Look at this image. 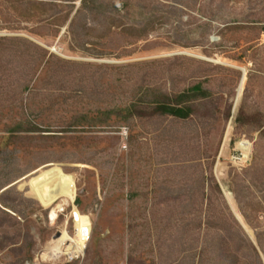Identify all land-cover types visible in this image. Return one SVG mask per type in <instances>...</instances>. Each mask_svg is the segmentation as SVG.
<instances>
[{"label": "rangeland", "instance_id": "374dc122", "mask_svg": "<svg viewBox=\"0 0 264 264\" xmlns=\"http://www.w3.org/2000/svg\"><path fill=\"white\" fill-rule=\"evenodd\" d=\"M179 1L0 0V264L73 233L14 183L47 163L91 225L55 264H264V0ZM195 84L186 119L142 102Z\"/></svg>", "mask_w": 264, "mask_h": 264}, {"label": "bare ground", "instance_id": "6f19581e", "mask_svg": "<svg viewBox=\"0 0 264 264\" xmlns=\"http://www.w3.org/2000/svg\"><path fill=\"white\" fill-rule=\"evenodd\" d=\"M242 82L243 79L238 88V92L241 90ZM249 146L250 144L247 141L237 143V147L242 151L243 158L248 157ZM14 183H18L20 188L27 187L28 194L40 206L49 209L48 220L50 223L68 206H72V213L77 219H81V213L73 203L76 191L73 176L65 173L57 164L47 163L41 165ZM70 239L71 236H69L67 230L63 227L60 229L59 235L50 242V245L61 244L63 241ZM78 243L80 244L79 248L82 250L84 244L79 240ZM34 264H37V262H34Z\"/></svg>", "mask_w": 264, "mask_h": 264}, {"label": "trees", "instance_id": "16d2710c", "mask_svg": "<svg viewBox=\"0 0 264 264\" xmlns=\"http://www.w3.org/2000/svg\"><path fill=\"white\" fill-rule=\"evenodd\" d=\"M86 0H81V4L85 5ZM173 3L175 4H183L180 3L179 0H173ZM130 3H126V6H129ZM155 8L159 6V4L154 5ZM86 8V6H85ZM115 9V8H114ZM168 9H170V12H178L181 11V8L177 7L176 5H170L168 6ZM116 10V9H115ZM152 11V10H151ZM151 15L146 17V19L150 18ZM264 30V25H263ZM52 54H49V57H51ZM212 95L211 91L203 88L200 84H195L187 89H184L183 91L177 93V94H169V93H158L154 95L151 99H143L142 102L147 104H152V110L151 112L153 114H160V115H169L176 117L178 119H186L188 118L192 112H193V101L196 99H206ZM130 108V107H129ZM136 112L137 114L141 113L138 109H136L135 105H131V109L128 110V114H132ZM244 114V111L239 108L237 116L235 117V121L241 120V115ZM229 116V110L226 112V117ZM260 120V124L258 128L260 129V132L264 130V121ZM247 239V238H246ZM248 245L250 246L251 250L257 255V247H259L260 250H262V243L260 239L257 237L256 245H253L250 241H248Z\"/></svg>", "mask_w": 264, "mask_h": 264}, {"label": "built area", "instance_id": "2783aa9c", "mask_svg": "<svg viewBox=\"0 0 264 264\" xmlns=\"http://www.w3.org/2000/svg\"><path fill=\"white\" fill-rule=\"evenodd\" d=\"M68 220L71 221L73 228L72 235H69L71 236V239L68 241H63L61 244L49 245L44 253H42L39 258L34 260V262H37V264H55L61 262L67 263L77 260L83 256L86 243L89 240L91 234V225L89 219L83 214H81V219H77L71 210L68 215L67 221ZM78 240L84 244L82 250L79 248L80 244L78 243Z\"/></svg>", "mask_w": 264, "mask_h": 264}, {"label": "water", "instance_id": "95a60500", "mask_svg": "<svg viewBox=\"0 0 264 264\" xmlns=\"http://www.w3.org/2000/svg\"><path fill=\"white\" fill-rule=\"evenodd\" d=\"M243 71V70H242ZM241 83V82H240ZM59 235V232L57 233V236Z\"/></svg>", "mask_w": 264, "mask_h": 264}]
</instances>
